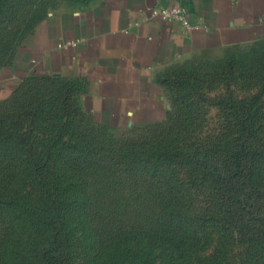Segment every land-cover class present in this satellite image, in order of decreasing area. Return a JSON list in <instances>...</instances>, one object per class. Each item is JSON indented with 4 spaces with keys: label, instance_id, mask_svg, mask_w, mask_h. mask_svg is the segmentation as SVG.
Here are the masks:
<instances>
[{
    "label": "rangeland",
    "instance_id": "374dc122",
    "mask_svg": "<svg viewBox=\"0 0 264 264\" xmlns=\"http://www.w3.org/2000/svg\"><path fill=\"white\" fill-rule=\"evenodd\" d=\"M8 1L0 0V11L7 7ZM30 7L24 6L15 20L0 24V61L13 53V36L27 18ZM223 56L193 61L202 70L198 72L200 79L195 81L196 93L191 96L198 107L196 121L172 118L124 130L96 125L89 119L79 121V128L94 134L97 144L102 146L99 154L86 156L82 153L72 161L88 179L86 193L90 199L86 214L79 216L77 212V176L63 169L65 160L60 156L51 161L46 159L45 151L51 139L77 143L69 136L76 122L71 121L61 131L60 118L53 115V119H49L48 114L47 118L39 119L35 128L39 139L38 160L44 163L39 168V176L49 184L41 183V186L34 182L26 160L28 176L15 196L21 198L22 203L46 209L45 187H52V183L63 186L64 190L56 194L53 188L55 195L52 191L50 194L52 198L60 196L59 201L66 200L62 203L66 210L63 208L65 217L61 222L67 225L48 227L50 224L46 221L52 217V212L44 211L35 217L34 208L30 213L22 210L21 233L18 239L16 236V247L7 255L11 260L7 264H44L42 254L54 246H58V253L50 251L58 256L56 264H264V70H261L264 57L234 56L241 71L228 74L217 63ZM14 89L8 100H0V114L36 101L49 108L51 90L30 86L16 92ZM220 99L236 100L243 105V110L221 106ZM239 112L250 115L253 124L247 121L241 125ZM192 116L195 119V115ZM180 122L189 124L182 135L177 134L182 128L175 127ZM238 129L244 133L243 138ZM235 139L237 143L252 145L247 147L250 149L246 160V172L251 170L250 180L242 186L244 191L251 187L259 190L257 197L249 198V203H253L250 210L239 211L232 200L233 184L239 185L243 180L230 175L234 170L229 149H236L231 145ZM129 144H133L130 156H148L149 165L164 167V176L154 168L131 175L122 173L119 156ZM176 149L181 151L183 158ZM105 167L110 172L103 173ZM6 170L10 174L14 171ZM169 182L184 186L187 214L193 227H166L172 222L166 214L179 193L167 187ZM56 205L53 203V215L58 213ZM10 223L8 219L4 224L0 220V227H12ZM136 230L139 239L135 238V232L131 233ZM140 239L144 242H139ZM152 241H159L163 246H155ZM190 241L194 244L183 250Z\"/></svg>",
    "mask_w": 264,
    "mask_h": 264
},
{
    "label": "crops",
    "instance_id": "0c3cea01",
    "mask_svg": "<svg viewBox=\"0 0 264 264\" xmlns=\"http://www.w3.org/2000/svg\"><path fill=\"white\" fill-rule=\"evenodd\" d=\"M176 3L198 27L150 15V7ZM263 39L264 0H45L0 66V100L25 77L45 74L72 84L86 114L111 129L164 121L173 101L163 74Z\"/></svg>",
    "mask_w": 264,
    "mask_h": 264
},
{
    "label": "trees",
    "instance_id": "16d2710c",
    "mask_svg": "<svg viewBox=\"0 0 264 264\" xmlns=\"http://www.w3.org/2000/svg\"><path fill=\"white\" fill-rule=\"evenodd\" d=\"M43 1L45 0H9L7 7H5L3 11H0V24L15 20L16 17H18V15L22 13V8L24 6L30 5L31 11V9L35 5H38ZM30 11L28 13L27 18L22 22V25L17 31H15V35L13 36L14 47L18 33L20 32L24 23L29 19ZM12 55L13 53L8 54L6 58L2 59L0 61V66L9 64L12 60ZM234 56L264 57V39L257 41L244 48H233L229 50L226 54H224L223 58L217 60V63H220L219 65H222L223 72L231 74L236 71H241L238 62L236 66V63L233 59ZM262 63V67L264 68V60ZM194 64L195 63L183 64L166 72L160 77V80L165 83L169 88L171 99L173 101V109L171 110V113L169 114L168 118L164 121L170 120L172 118L178 121H185L187 118L190 119L189 121H196L197 117L199 116V113L197 112L198 107L192 100L191 96L196 93L197 83H195V81L200 79V74H198V72H201L202 70ZM263 68L261 70H264ZM26 86H30V88L40 87L49 89L51 90L52 94L50 95L51 99L49 101V108L43 107L42 102L36 101L31 102L26 107H22L23 105H21V107L15 108L10 112L0 114V220L4 224L5 219H8L11 222L10 224H12V227H0V264H7V262L11 261L9 260V257H7V255L9 256L10 250L13 247H16V236L17 239L20 236V215L23 212L22 210H29L30 213L31 210H33L32 208H34L33 212L35 213V217H37L38 214L44 211H50L52 212V217L46 221L50 224L48 227H65L67 225L64 222H61V220L63 221L65 217V212L63 213V208L64 210H66V206L62 205V203L65 204L66 200L62 199L61 201H59L60 196H58L57 199L52 198V194H50V192L52 191L55 195L53 188H55L56 194L57 192H60V190H64L63 186H59L57 183H52V187H45L44 192L47 193V196L49 195V197H45V202L47 203L43 202L46 205L48 204L46 206V209L45 207L44 209H42L43 206L35 205L34 207H32L31 203H22L21 198H17L15 196L16 193L20 191L23 182H25V179L28 176L26 171L27 167L25 165L26 160H28L29 162V169H31L30 176L34 177V182L36 184L39 183V185L41 186H43L41 183H43L45 186V184H47L48 182L45 178L39 176V168L43 167L44 163H40V161L38 160L37 146L39 145V139L35 131L37 121L39 119L47 118L46 116L48 114L50 115L49 119H53L52 117L56 116V118H60L61 120L59 127L61 131H64V128L69 126V124H71V121L75 120L76 122V126L72 129L73 131H71L72 134L69 133V136L71 135L72 138L76 139L77 143H74L73 140L63 141L60 136L59 139L61 140L51 139V141L49 142V148L47 147L48 149H45V151L46 159L49 158V160L51 161L54 157L60 156L61 158H63V160H65V163L62 164L63 169L66 170L68 173L77 176L76 185H78L79 197L76 199V207L79 216L83 215L84 213H87L85 208L86 206H88V201L90 199L89 195H87L86 193V185H88V179H85L86 177L84 176V174L81 173L78 164L73 163L72 161L81 157L82 153H84V155L86 156H92L99 154L102 150V146L97 144V140H95L97 138L96 136H93L94 134H87L79 128L80 120L89 119L93 121L96 125L98 122L91 119L86 114V112L80 107L77 102V89L72 84H69L68 82L64 81L63 79L57 76L33 74L25 77L15 87L13 91H19L21 88ZM8 99L9 97L6 98L4 101ZM218 103L221 106L227 105L228 108L236 107V109H238L239 111L243 110V105H240L236 100L233 99H220ZM48 110H50V112ZM182 114H184V117H182ZM192 115H195V119H193ZM238 117L240 118L239 122L241 125L242 122L245 123L248 121L251 124H253L254 122L252 120L253 118L250 119V115H240L239 112ZM161 122L162 121L145 125L149 126L151 124H157ZM187 125L189 124H183V122H180L178 125H176L175 127L182 128L181 130H178L177 134L182 135V131L186 129ZM4 126H6L7 128H3ZM21 127L24 128L21 129ZM238 130L239 136L243 138L244 133H242L240 129ZM63 134L64 133L62 132V135ZM235 141L236 142L232 143L231 145H233V147H235L236 149H229L230 158L233 161L232 167L234 170L233 173H231L230 175L231 177L236 176L238 179L242 177L243 180L241 183L237 179L240 184H233L232 189L235 188V191L234 196H232V200L234 202V206L239 211H242L244 209L250 210L253 208V203H249V198L250 196L252 198L257 197V194H259V190L255 189V187H251L250 189H246L244 191L242 190V186L248 184L249 182L247 180H250L248 174L251 172V170L249 172H246V167L248 164L246 160L248 158V150L250 149L247 147L252 145H248V143L246 144L245 142L241 144L237 143L236 139ZM54 144H59V146L55 147ZM78 145L82 146L79 147ZM126 148L127 150H124L122 148L124 152H122V154L119 156L121 160L119 169L122 173H124L125 175H131L132 173L138 171L146 172L147 170L149 171L150 168H154L155 172L164 176V167H162L161 165H149V163L147 162L149 161L148 156H130L129 152L131 148H133V144L126 145ZM176 151H178L179 156L183 158L182 153H180L181 151L179 152V150L177 149ZM157 152L158 154L162 153L159 151ZM7 168L14 170L12 174H10V172H7ZM104 171L107 173L110 172L109 168L106 167L103 168V173ZM167 184H169L167 185L169 189L176 190L179 193L178 196L173 200L172 209H170V211L166 214L167 218L172 220V222L166 227H193V222L187 214L188 201L186 196L184 195V186L178 185V183L171 184L170 182ZM239 186H241V188ZM117 199L119 200L120 198ZM53 203H57L56 209L58 213L56 215H53L55 211ZM132 232H135L136 239L140 238L138 237V235L140 234L137 230L131 231V233ZM55 233V237H57L56 239L58 240L57 231ZM131 233L129 232V234ZM138 241L141 243L144 242L142 239ZM153 243L155 246H163V244L159 241ZM193 244L194 242L190 241L183 248V250H187ZM50 250H55V253H58V246H54L53 249H48L42 254L44 264H56L58 256L55 253L53 254Z\"/></svg>",
    "mask_w": 264,
    "mask_h": 264
},
{
    "label": "built area",
    "instance_id": "2783aa9c",
    "mask_svg": "<svg viewBox=\"0 0 264 264\" xmlns=\"http://www.w3.org/2000/svg\"><path fill=\"white\" fill-rule=\"evenodd\" d=\"M149 12L152 17H159L162 19L180 22L185 31H191L192 29L199 26L198 23H195L192 20V14L189 8L182 3L153 6L150 7ZM78 41L79 39L66 40L62 46L67 47L70 45H76Z\"/></svg>",
    "mask_w": 264,
    "mask_h": 264
}]
</instances>
